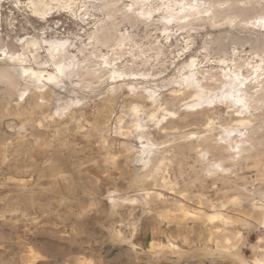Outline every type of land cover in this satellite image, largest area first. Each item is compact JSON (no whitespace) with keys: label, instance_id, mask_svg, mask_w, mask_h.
I'll return each mask as SVG.
<instances>
[{"label":"bare ground","instance_id":"obj_1","mask_svg":"<svg viewBox=\"0 0 264 264\" xmlns=\"http://www.w3.org/2000/svg\"><path fill=\"white\" fill-rule=\"evenodd\" d=\"M49 2L12 1L29 20L41 19L39 5ZM202 2L212 7L144 18L123 15L115 0H89L85 11L43 19L64 12L82 32L20 36L19 50L8 47L0 3V50L8 57L0 59V264H230L238 221L250 225L239 233L247 244L262 239L251 225L264 194V28L251 21L264 14V0ZM9 18L12 25L16 16ZM81 89L86 104L75 103ZM93 214L118 257L71 250L81 234L101 239L86 226ZM23 221L47 225L27 242L18 232ZM241 251L252 256L250 247Z\"/></svg>","mask_w":264,"mask_h":264},{"label":"rangeland","instance_id":"obj_2","mask_svg":"<svg viewBox=\"0 0 264 264\" xmlns=\"http://www.w3.org/2000/svg\"><path fill=\"white\" fill-rule=\"evenodd\" d=\"M12 1L13 0H0V3L4 4V7L2 8L3 33L6 38H7V34L10 35V38L7 44H8V47L12 50L20 49V46L18 43V39L20 36L32 35L34 33L41 34L42 32H44L42 30L45 28V26L49 27V25H51L50 28H53L54 31L48 32V34L53 35V36L57 34L55 33L56 30L59 33L61 32L65 33V35H68V31H75V32L80 31V27H78V25L74 22V18L69 14H66L64 12L62 13L56 12L54 14V21H51L50 23H47L45 22V20L37 19V18H32L29 20L26 17V15H24L21 11H19L16 4L12 3ZM11 8L13 10L12 12L10 11ZM12 14L16 16V19L12 21L13 24L11 25L9 17H11ZM55 25L56 26L59 25V27H56ZM141 35L144 36L145 32L141 31ZM198 41L200 43L201 41L200 37H198ZM178 53L179 52H176V56L178 55L177 58H180V59H184L185 56L189 54V52H185V53L180 52L179 54ZM1 205H3V202H0V206ZM77 210H78V206H75V211ZM34 211L35 213L38 212V210L36 209ZM72 220L74 219H71V221ZM98 220H99V217H97L95 214L90 215V217L86 221V226L88 227V229H91L95 233H97L98 236L101 238L104 236L105 233L102 231V228L98 225L97 223ZM75 221H76V218H75ZM45 225L47 224L41 223V224H38L37 226H34L29 221H23L19 224L18 232L22 236L23 240L28 242V240L33 236L32 230H34L35 228H37L38 230H41V227ZM147 225H148V222L145 225V231L142 235L143 239L147 238V234H148ZM52 226L56 227V225L54 224ZM193 237H196V235L194 234ZM40 239L43 240L44 239L43 236H41ZM85 240L90 241V242H86ZM194 241H195V238H194ZM116 245H117L116 243L110 240H106L105 237L101 239L91 238L90 240H88L86 239L85 234H81L77 236L76 243L75 245L71 247V250L75 252L83 251L87 253H91L92 250H98L102 253L108 254V256L111 257V259H114L118 257V254L120 251V248ZM143 263L144 261H142L140 264H143ZM41 264H45V263H41ZM50 264H56V263L53 262Z\"/></svg>","mask_w":264,"mask_h":264},{"label":"snow or ice","instance_id":"obj_3","mask_svg":"<svg viewBox=\"0 0 264 264\" xmlns=\"http://www.w3.org/2000/svg\"><path fill=\"white\" fill-rule=\"evenodd\" d=\"M33 7H36V5H32ZM112 7H117L119 9L124 10L125 12H127L129 15H134V16H138V17H144V18H150L152 15V11H161L163 9H168V11H172V7H171V3L168 2V0H156L155 3H153V0H115V3L113 5H111ZM202 6L204 7V9L206 10V4H203L202 0H192L191 3H184V4H180L177 5V7H180L182 10H191L193 12L197 11L198 9L202 8ZM217 7H226L227 5L225 4H218L216 5ZM81 11H84L83 6L81 7ZM39 15V13H36ZM172 20L169 19L167 21V23H171ZM233 23H235V21H233ZM251 26L252 27H259V28H264V14H262V17L260 19H254L251 21ZM264 34V33H262ZM165 35H167V33H165ZM23 43V42H21ZM187 43V42H186ZM68 46L67 41H65L64 43H56L53 42L50 51H59L61 48H64ZM32 47L35 48H39V44L33 42L32 43ZM186 50V49H185ZM0 51H3V55L0 56V59H8L7 57V50L6 49H2ZM179 54V53H178ZM11 59L13 60H18L21 59L20 57H16L13 56L11 57ZM52 59L55 61L56 57L53 55ZM101 59H103L105 61V66L109 67L110 65H108L107 60L108 58L106 56H101ZM55 67L56 72L59 74V76L63 77L64 72H65V68L64 65L60 64L58 61H56V63H54L53 65ZM196 66V61L193 60L191 62V64L187 65L188 68H194ZM30 73L29 72H24V76H29ZM31 76L33 78H35L36 80L41 79V77H38L36 73H31ZM123 79L122 76H119V74L117 73H113L112 75V79ZM230 78V77H229ZM48 79L53 82L56 83L57 86H59L58 81L56 80L55 77H48ZM187 79V78H185ZM242 77L237 73L235 74V80L237 83L242 81ZM262 79H264V77H262ZM23 95H21V99H23ZM151 95L153 96V98H155V93H151ZM79 101H75V103H78ZM235 102L237 104L240 105H245V101L243 99H240L238 96L235 98ZM68 109L65 108L64 111H67ZM133 112L138 113L139 109L133 107L132 108ZM57 115H60L61 113L58 111L56 113ZM239 114V113H237ZM203 155V154H202ZM216 168H219L220 165L216 164L215 165ZM211 174V173H209ZM134 203V202H133Z\"/></svg>","mask_w":264,"mask_h":264},{"label":"clouds","instance_id":"obj_4","mask_svg":"<svg viewBox=\"0 0 264 264\" xmlns=\"http://www.w3.org/2000/svg\"><path fill=\"white\" fill-rule=\"evenodd\" d=\"M83 6L84 11L86 9L89 8V0H83V3H80L79 5L77 4H72V3H65L64 0H50L49 3H43L41 5H39V7L43 8L44 11L43 13H41V19H45V17H47L48 15H51L52 12L60 10V9H70L72 7H79V10L81 11V7ZM171 7H177V5H171ZM212 7V5H207L206 9ZM202 8L204 9V7L202 6ZM120 12L123 15L128 16L129 14L127 12H125L124 10L120 9ZM78 19H83V17H77ZM56 27H59V25H57ZM44 32H52L54 31L53 28H50L48 26H45V28L43 29ZM45 43H47V41H44ZM70 47H75L74 44L70 45ZM50 51V49H49ZM72 62L75 63L74 58H72ZM207 63V61H205ZM72 74H69V79H71ZM175 82V81H172ZM142 87L145 88V90H147V85H142ZM133 91L135 92L136 89L134 88ZM81 92L83 93V96L80 100H78V103H82V104H86L88 102V95H87V91L85 89H81ZM101 135H103V133H101ZM205 165V168H208L209 162H201ZM211 168H216L215 164L211 165ZM221 171H223L221 169ZM210 173V172H209ZM129 191L131 192L132 189L130 188ZM136 196L140 197L141 202L144 201V193L143 192H135L134 193ZM134 202L135 201H131ZM163 218V217H162ZM239 224V229L235 230L233 233V246L232 248L229 250L230 251V256H231V260H230V264H264V194H262L261 196V208H260V213H259V219H257L255 221V223L253 225H251L252 228H258L259 232H260V236L262 237V239H260L258 241L257 244L255 245H249L246 243V239L243 235L239 234V233H246L247 230L249 229L250 225L248 223V221H238L237 222ZM170 246H171V242H170ZM243 247H250L252 249V256L250 257H243L242 255V251L241 249ZM133 250H135V246H133Z\"/></svg>","mask_w":264,"mask_h":264}]
</instances>
